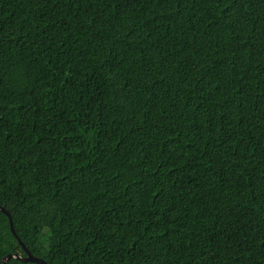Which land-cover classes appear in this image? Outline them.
Returning a JSON list of instances; mask_svg holds the SVG:
<instances>
[{"label": "trees", "instance_id": "1", "mask_svg": "<svg viewBox=\"0 0 264 264\" xmlns=\"http://www.w3.org/2000/svg\"><path fill=\"white\" fill-rule=\"evenodd\" d=\"M0 206V264H264V0H0Z\"/></svg>", "mask_w": 264, "mask_h": 264}, {"label": "water", "instance_id": "2", "mask_svg": "<svg viewBox=\"0 0 264 264\" xmlns=\"http://www.w3.org/2000/svg\"><path fill=\"white\" fill-rule=\"evenodd\" d=\"M0 210L9 217L11 230L15 234V236H17L16 233H15V230L13 228V222H12V219H11V216H10L9 212L4 207H1V206H0ZM21 244H23V243L21 242ZM26 253H27L26 257H21L19 255H8L7 257L4 258V264H9V260L12 257H15V258H17L19 260H22L23 262H32V263H37V264H48L44 260L35 257L28 249H26Z\"/></svg>", "mask_w": 264, "mask_h": 264}]
</instances>
